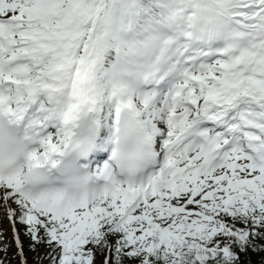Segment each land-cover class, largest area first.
<instances>
[{"label": "snow or ice", "instance_id": "1", "mask_svg": "<svg viewBox=\"0 0 264 264\" xmlns=\"http://www.w3.org/2000/svg\"><path fill=\"white\" fill-rule=\"evenodd\" d=\"M4 221L0 264H264V0H0Z\"/></svg>", "mask_w": 264, "mask_h": 264}, {"label": "rangeland", "instance_id": "2", "mask_svg": "<svg viewBox=\"0 0 264 264\" xmlns=\"http://www.w3.org/2000/svg\"><path fill=\"white\" fill-rule=\"evenodd\" d=\"M0 226H2V227H4V228H9V224H8L7 221H4L3 224L0 225ZM9 239H11V234H10V232H9Z\"/></svg>", "mask_w": 264, "mask_h": 264}, {"label": "trees", "instance_id": "3", "mask_svg": "<svg viewBox=\"0 0 264 264\" xmlns=\"http://www.w3.org/2000/svg\"><path fill=\"white\" fill-rule=\"evenodd\" d=\"M257 259H259V258L257 257Z\"/></svg>", "mask_w": 264, "mask_h": 264}]
</instances>
